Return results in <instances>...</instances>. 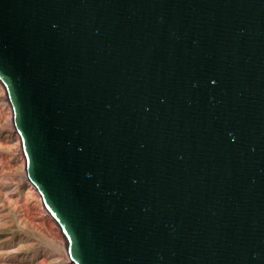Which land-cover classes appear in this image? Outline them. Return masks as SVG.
Here are the masks:
<instances>
[{
	"label": "water",
	"instance_id": "obj_1",
	"mask_svg": "<svg viewBox=\"0 0 264 264\" xmlns=\"http://www.w3.org/2000/svg\"><path fill=\"white\" fill-rule=\"evenodd\" d=\"M25 174L74 264H264V0H0Z\"/></svg>",
	"mask_w": 264,
	"mask_h": 264
},
{
	"label": "rangeland",
	"instance_id": "obj_2",
	"mask_svg": "<svg viewBox=\"0 0 264 264\" xmlns=\"http://www.w3.org/2000/svg\"><path fill=\"white\" fill-rule=\"evenodd\" d=\"M24 162L0 82V264H74L58 225L26 177Z\"/></svg>",
	"mask_w": 264,
	"mask_h": 264
},
{
	"label": "bare ground",
	"instance_id": "obj_3",
	"mask_svg": "<svg viewBox=\"0 0 264 264\" xmlns=\"http://www.w3.org/2000/svg\"><path fill=\"white\" fill-rule=\"evenodd\" d=\"M2 93H3V92H2ZM9 116H10V115H9ZM24 163H25V162H24ZM24 163H23V164H24Z\"/></svg>",
	"mask_w": 264,
	"mask_h": 264
}]
</instances>
